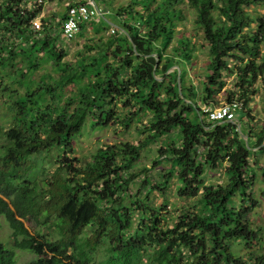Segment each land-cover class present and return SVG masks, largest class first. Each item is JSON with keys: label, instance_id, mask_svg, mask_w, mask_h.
<instances>
[{"label": "trees", "instance_id": "obj_1", "mask_svg": "<svg viewBox=\"0 0 264 264\" xmlns=\"http://www.w3.org/2000/svg\"><path fill=\"white\" fill-rule=\"evenodd\" d=\"M37 1L0 0V66L29 50L62 70L54 85L41 81L36 91L12 98L11 125L0 128V217L11 230V244L0 241V264H16V249L36 256L19 264H264L263 235L249 221L257 203L249 157L252 148L264 151V124L254 129L248 107L257 87L264 90V0H129L115 10L124 18L118 29L85 45L94 53L81 55L74 66L62 61L65 52L49 29L38 36L29 24L41 13L43 2ZM181 3L194 11L207 48L200 89L185 83L195 48L188 36H177L171 52H162L182 18ZM6 32L23 44L14 46L3 37ZM26 61L30 70L38 68V62ZM172 65L177 67L168 70ZM225 76L232 77L226 102L240 104L239 117L207 121L200 104L214 106ZM65 81L78 87L62 99L53 91ZM123 107L133 109L132 115L122 114ZM144 115L148 121L137 129L145 136L137 143L99 146L82 164L68 158L89 117L92 127H129ZM151 143L154 164L164 162L168 169L147 185L149 168L135 162ZM55 147L67 164L45 179L34 178L36 157L47 159ZM222 165L226 182L205 183V170ZM141 174L140 185L148 188L129 195L130 183ZM172 177L184 204L175 215H162ZM261 178L264 182V167ZM154 188L164 197L158 206L150 198ZM25 221L53 229L55 237L31 231ZM236 241L254 252L247 258L235 253Z\"/></svg>", "mask_w": 264, "mask_h": 264}, {"label": "rangeland", "instance_id": "obj_2", "mask_svg": "<svg viewBox=\"0 0 264 264\" xmlns=\"http://www.w3.org/2000/svg\"><path fill=\"white\" fill-rule=\"evenodd\" d=\"M45 2L48 5V11L50 12V15H54L55 13L59 14L58 16H60L61 13L65 11L67 4L72 3V0H43V4ZM96 2L98 3L97 6L100 7V9L110 12L105 13L104 16L106 18L112 19L113 25H115L118 29V24L120 22L113 15V13H115L117 8L127 5L129 0H96ZM177 8H179L182 12V18L176 23L174 38L162 52L167 54L171 52L170 47L176 44L177 36H180L181 34L188 36L195 48L192 53L191 66H185L187 70L185 83L186 85H193L197 89H200L201 77H203V74L206 71V61L208 60L207 48L202 38L201 31L195 26L194 11L185 3L179 4ZM137 9L140 10L138 6ZM57 18L58 17H56L55 20L53 19V22H50L49 30H52V32L55 31L54 33H58L59 31V18ZM99 18L95 17L90 22L86 23L85 26L83 25L80 29V32H78L72 40L60 45V47H62L65 52V55L62 58L63 62L74 66L81 55L86 53L88 55H92V53H94L95 50H91L89 52L87 48H85V45L92 46V44L97 42L99 39L104 40L113 35V33H111L108 28L105 27V29L104 27L100 26L103 25L102 22H105V20ZM140 28L141 31L144 30L141 25ZM3 37L9 39L12 38L13 35L10 34V32H6ZM11 41L15 42L14 46L17 44H23L16 38H12ZM27 57H29V60H32L33 62H38V68L34 69L33 71L30 70L27 66ZM111 58L112 57H109L108 60ZM7 60L8 62L6 63L5 67L0 66V128L3 129L10 126L12 122L11 112L8 108L12 98L17 95H25L27 91H36L37 86L39 83H41V81H44L50 86L54 85V83L57 82L62 74V70L58 69L52 60L44 59L42 53L38 54L35 51L30 53L28 50L26 57L22 52L19 51L15 56H9ZM177 61L182 62L183 59L179 57L177 58ZM175 66L176 65L170 66L168 70H173ZM177 74H179V69L177 70ZM222 79L225 80L226 87L224 89L218 90L214 96V107L227 103L226 96L232 87L231 76H225L222 77ZM85 81L86 78L82 80V82ZM77 87L78 84L65 81L60 86H55L53 93L55 96H61L62 99H65L67 96L75 93ZM64 102L65 100H62L61 104L63 105ZM204 105L206 104L201 103L200 107L202 108ZM239 106L240 104L235 106V120L232 122L237 121L236 118L239 117ZM248 107L250 108L251 115L254 117V129L256 131L260 130L264 124V90L261 87H257L256 93L250 97V100L248 101ZM127 112L132 115L133 109H126L123 107L122 114H126ZM89 119L90 117L84 124L81 133L72 140V154L67 152L69 159L76 160L77 163L80 164L89 160L91 153L94 152L99 146H104L105 144L120 145L137 143L145 136L144 133L140 134L137 128L141 129V125L147 123L148 115L142 116L140 122L133 120L129 127H125L124 124L119 123H110L108 125L92 127L89 123ZM240 125L241 123H237V127ZM244 125L245 122H243L241 126ZM241 135H243L246 139L248 137L245 134ZM258 148H252V154L249 157V164L252 165L256 175L251 193L253 198L257 201L256 206L249 217V221L251 226L254 229H257L258 233L263 235L264 238V182L261 178V168L264 167V151H259ZM156 154V143H151L140 149L139 159L135 162V167L149 168V171L147 172V179L149 182L147 185H153L154 183L159 182L161 180L160 176L162 175L160 171H167L168 169V165L164 162L160 164H154V158ZM41 156L44 157L43 154H41ZM36 159L37 169L33 171L32 176L34 178L40 179H45L47 176H49L51 171L58 165L67 164V162L62 164L63 159L61 150L56 147L51 149L47 159L44 158L43 160L40 157H36ZM40 163L44 166L45 173H41V165H39ZM204 174L205 183L221 184L225 183L227 180L223 165L216 170L206 169ZM144 177L145 174H141L139 178L133 180L130 183L129 195H134L137 192L140 195L145 193L148 186L140 185V181L143 180ZM178 186L179 185L175 178L172 177L169 184L167 185L165 194L168 204L167 207L161 210L162 215L165 213H169V215H175L176 212H173V210L178 211L179 208L184 204V201L179 199L177 196ZM150 198L153 199L154 206H158L164 197L156 188H154L152 194H150ZM233 200L235 205L238 206V199L234 198ZM167 223H169V220ZM0 224V241L3 244H11V230L4 216L0 217ZM24 224L30 230L31 228L33 230H39L41 235H44L48 239H53L55 237V231L53 229L48 230V228H42L36 224L34 225L33 223H28L27 221H25ZM261 246L264 250V242L261 243ZM233 250L235 253L243 255L245 258L249 257V254L254 252L253 250L245 249L244 242L242 241L234 242ZM15 254L16 264L36 259V256L33 253L24 250L16 249Z\"/></svg>", "mask_w": 264, "mask_h": 264}, {"label": "built area", "instance_id": "obj_3", "mask_svg": "<svg viewBox=\"0 0 264 264\" xmlns=\"http://www.w3.org/2000/svg\"><path fill=\"white\" fill-rule=\"evenodd\" d=\"M43 0H38L41 3ZM108 11H103L96 5L94 0L75 1L67 4L66 12L63 18L59 19L58 45H63L72 40L80 30L82 23L88 22L95 17L104 16ZM34 31L41 34L45 29H49V24H44L42 20L37 17L29 20ZM110 32L113 33L115 28L110 27ZM235 106L236 104H223L217 107L211 105H204L201 109L205 117L210 122H224L235 120Z\"/></svg>", "mask_w": 264, "mask_h": 264}, {"label": "crops", "instance_id": "obj_4", "mask_svg": "<svg viewBox=\"0 0 264 264\" xmlns=\"http://www.w3.org/2000/svg\"><path fill=\"white\" fill-rule=\"evenodd\" d=\"M75 1H79V0H72V2H75ZM80 1H84V0H80ZM95 2V1H94ZM69 4V3H68ZM97 5V4H96ZM67 7V6H66ZM65 12H66V8H65V11L63 12V13H61V15L60 16H58L59 14H55L54 13V15H50V12L48 11V5L46 4V2L43 4V6H42V10H41V13L37 16V18L39 19V20H42L43 22H44V24H49V26H50V22H53V19L55 20V18L56 17H58L59 19L60 18H63L64 17V15H65ZM108 13H110V12H108ZM111 13H113V12H111ZM113 15L119 20V21H123V17H117L116 15H115V13H113ZM54 17V18H53ZM100 18H102V19H104L105 20V22H102V24L103 25H100L101 27H103L104 25H105V27L106 28H108V29H110V27H114V28H117L115 25H113V22H112V19H110V18H106L105 16H99ZM98 17V18H99ZM57 18V19H58ZM99 18V19H100ZM56 19V20H57ZM59 19H58V21H59ZM91 21V20H90ZM90 21H88V22H90ZM102 21V20H101ZM88 22H85V23H82V25H81V27H80V29L82 28V26L84 25H86V23H88ZM53 25V24H52ZM105 28V29H106ZM46 30V29H45ZM110 31V30H109ZM44 31H42L41 33H43ZM55 32V31H54ZM54 32H52V30H49V36H51V37H56V39H57V42H56V44L58 43V36H57V33H54ZM78 32H80V30L78 31ZM43 34H45V33H43ZM80 35V34H79ZM38 36H40V35H38Z\"/></svg>", "mask_w": 264, "mask_h": 264}, {"label": "water", "instance_id": "obj_5", "mask_svg": "<svg viewBox=\"0 0 264 264\" xmlns=\"http://www.w3.org/2000/svg\"><path fill=\"white\" fill-rule=\"evenodd\" d=\"M175 67H177V66H175ZM239 127V126H238ZM242 137L244 138V140H245V142L247 143V139L242 135Z\"/></svg>", "mask_w": 264, "mask_h": 264}]
</instances>
